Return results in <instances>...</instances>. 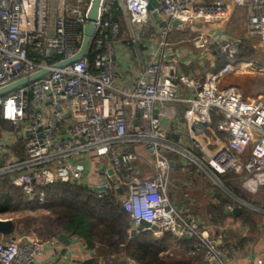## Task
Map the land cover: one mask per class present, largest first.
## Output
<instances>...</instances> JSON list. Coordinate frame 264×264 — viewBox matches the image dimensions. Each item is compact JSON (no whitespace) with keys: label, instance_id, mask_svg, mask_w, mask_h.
<instances>
[{"label":"built area","instance_id":"obj_1","mask_svg":"<svg viewBox=\"0 0 264 264\" xmlns=\"http://www.w3.org/2000/svg\"><path fill=\"white\" fill-rule=\"evenodd\" d=\"M153 1L148 10L151 0H123L124 15L119 0H103L85 55L57 68L55 64L78 51L91 0H0V88L48 71L0 96V119L23 141L22 156H16L9 135L0 131V178L8 177L29 202L43 203V188L56 182L83 185L100 199L120 195L129 214V232L145 221L149 226L140 231H149L153 238L168 234L192 239L185 254L203 252L199 264H228L225 228L213 227L171 202L172 162L176 158L182 169L197 165L220 186L219 176L234 172L241 174L244 190L255 194L264 189V93L248 97L237 85L221 86L229 73L264 75V67L240 58L241 39L224 34L230 17L225 7L203 0ZM234 2L244 11L243 37L264 44V0ZM115 4L128 20L131 41L141 42L143 30L158 38L129 85L119 79L116 44L123 32L113 19ZM173 31L183 33L193 58L211 63L221 59L220 66L202 79L180 72L176 43L168 40ZM168 104L184 107L176 140L164 124ZM214 120L222 142L211 150L204 138ZM132 147L146 153L150 176L136 170L139 153ZM235 202L246 205L238 198ZM233 209L227 206L229 212ZM226 220L234 221L231 216ZM57 244L58 236L31 239L17 235L14 227L11 234L0 235V264H33Z\"/></svg>","mask_w":264,"mask_h":264},{"label":"crops","instance_id":"obj_2","mask_svg":"<svg viewBox=\"0 0 264 264\" xmlns=\"http://www.w3.org/2000/svg\"><path fill=\"white\" fill-rule=\"evenodd\" d=\"M234 1L235 0H203V3L209 5L213 4L218 7H225L228 10V13L230 14L229 20L231 19L232 22L233 19L235 21L237 10L244 12L242 9H239L235 6ZM123 20H124V26H122L123 28L121 27V32H123L122 33L123 36L119 37L117 40L116 60L118 61L120 66L119 68L120 81H122L124 84L129 85L131 82L135 80L139 70L147 61V57H146L147 49L154 47L155 44L157 43L158 38L156 35L152 36L151 33H147L145 30H143L140 38L141 42L131 41V34L128 30L124 15H123ZM227 26L228 25L226 24L223 27V32L225 35L231 37L230 35L231 31L229 29L226 30ZM182 37H183V33L180 31H173L168 36V40L171 43H176L174 54L177 55V57L180 60V72L189 74L198 79H202L206 74V72L212 70L215 67L220 66V64L222 63L221 59H218L216 62L211 63L210 60H204L200 57L193 58V52L191 50L192 47L186 41H182ZM239 39L241 40L243 39V41L247 43L248 51L250 52L249 57L248 58L246 57L244 59L256 60L258 65L262 66L264 62L261 61V59L252 58L253 56L252 52L254 46L260 43L258 39L256 38L245 39L243 35L240 36ZM240 50H241V43L239 48V54H240ZM211 52L218 56V52H216L214 49ZM229 85H237L243 90L246 96L254 97L257 96L258 94L264 93V75L229 73L225 75L224 78L222 79L221 86L225 87ZM174 108L178 109L176 112L177 115L175 114V116L174 115L170 116L174 111ZM166 110H167V117L164 118V124L167 131L169 132V135L171 136L174 133L176 126L178 125L177 124L178 117L183 114L184 107L183 105H179V104H168ZM0 131L9 135L8 140L14 143L13 146L16 151V156H22L23 141L22 139H18L17 137L12 135V132L14 131L12 125L5 122L2 126H0ZM221 139H222V135L217 133L214 129V125H212L211 129L207 132L206 139L204 138V143H206L208 149L212 150L215 147H217L218 144H220V142H222ZM131 150L134 152L136 150L139 153V160L135 164L136 170L139 172L141 176L144 177L150 176L151 167L146 153L142 150L141 147H136V148L132 147ZM198 156L202 158L201 153H198ZM175 160L178 161L176 158ZM176 161H173L176 163V166L175 167L172 166V171L177 170L180 171L181 173H184V175H186L185 177L187 178L186 180L195 181L200 174L203 175L205 174L211 177L207 173V171L198 167L197 165L188 164L184 169H182V167L179 164H177ZM171 179H172V175H171ZM222 185L224 189H226L225 191L222 190L223 193L219 194L215 191L209 192V196H210L209 202H211V204L208 203L207 205L208 209L206 208L205 212L203 210L206 223L212 225L213 227H221L222 224H224L226 218L231 216L234 219V221H238L239 224L241 223L242 225H244L239 217L242 214L243 210H245L246 207L249 205V202L243 198L237 197L232 191H230L224 185L223 182ZM191 195L192 194L189 193L187 194L186 197H184L182 194H179L175 191L172 184L169 187V197L171 202L175 206L185 209L188 213L199 217L198 213L199 214L201 213L199 211L200 198L196 197L195 194H193L194 196ZM117 198L119 199L120 195H118ZM236 198L244 201L246 205L243 206L241 204H237V202H235ZM220 204L222 206L221 215L218 214L219 212L217 213L214 210V208L219 207ZM229 204L233 205L234 209L240 210L238 215H235L233 213L234 209L232 212H229L227 210V206ZM222 218H225V220H221ZM261 223L264 226V222L262 221ZM262 225H259L257 229L262 230L263 229ZM141 232H149V231H137L135 234ZM129 234H131V232H129ZM224 236H225L224 238L227 240V243L226 242L225 243L227 245V248L229 249V258L227 261L228 264H254V262L258 259L264 260V239H263L264 235L258 237L256 240L246 242L242 245L233 244L229 238V232L227 233V230L226 231L224 230ZM130 262L133 261L127 259H117L114 262H108L102 256H96L95 251L93 249H88L86 245L83 242H81L78 238L69 237L67 244L59 241V244L46 248L43 251L42 255L38 257L33 264H129Z\"/></svg>","mask_w":264,"mask_h":264},{"label":"trees","instance_id":"obj_3","mask_svg":"<svg viewBox=\"0 0 264 264\" xmlns=\"http://www.w3.org/2000/svg\"><path fill=\"white\" fill-rule=\"evenodd\" d=\"M111 11L113 19L121 27L124 26L120 6L115 4ZM244 43L242 39L240 58H248L250 55L247 43ZM92 56V48H90L88 57ZM215 120L213 125H215ZM4 123L0 119V126ZM219 179L235 195L248 202H256L253 198L244 195L237 186L241 174L226 173L220 175ZM43 191L45 195L43 203L29 202L21 188L14 186L8 177L0 178V216L14 215L17 218L18 215L46 212L44 217L47 219L48 229L38 235L29 232L25 237L42 239L67 234L69 237L78 238L88 249H93L96 256H102L108 262L127 259L136 264H199L203 261V252L183 255L171 260L161 257L166 250L180 253L190 251L194 242L192 239H176L168 234L156 239L150 232L129 234V214L117 197L100 199L83 185L64 182L46 186ZM214 210L221 215V204ZM239 218L245 226L253 229L257 227L252 212L243 210ZM249 241L253 239L244 237L239 239L238 243L242 245ZM225 242L227 243L226 239Z\"/></svg>","mask_w":264,"mask_h":264},{"label":"rangeland","instance_id":"obj_4","mask_svg":"<svg viewBox=\"0 0 264 264\" xmlns=\"http://www.w3.org/2000/svg\"><path fill=\"white\" fill-rule=\"evenodd\" d=\"M240 9V8H239ZM234 18V16H233ZM244 12L237 10V14L234 19L231 22V19L229 22H227V28L226 30H230L231 37L232 38H239L243 35L244 30ZM231 22V23H230ZM192 52L193 49H191ZM241 51V50H240ZM252 58L255 59H261V61L264 62V44L259 43L254 46L253 52H252ZM264 67V63L262 64ZM0 164H2V161L0 160ZM184 173H181L180 171L173 170L172 171V186L174 187L175 191L179 194H182L184 197L187 196V194H192L191 196L199 197V211L200 214H203V210L205 212L206 208L208 209V203L210 200L209 192H217V193H223L226 189H224L223 186L217 185L215 179L200 174L195 181L192 180H186ZM189 185H187V184ZM185 184V186H184ZM220 186V187H218ZM237 186L241 189L242 193L246 195L249 198H253L256 202H249V205L246 207L245 210L252 212V216L254 217V221L256 223V226L262 225V221L264 222V189H260L255 194L250 193L249 191L244 190V188L241 187V180L239 179L237 182ZM223 190V191H222ZM208 193V195H207ZM237 196V195H236ZM239 197V196H237ZM46 212H38L36 214H28V215H18L17 218H15L14 215H5L0 216V219L4 218H10L12 220L17 219L15 221V230L17 232V235H27L29 232L34 233L35 235L42 234L48 229V222L47 219L44 217V214ZM198 213V216L201 220L205 221L204 214L200 215ZM225 220V219H224ZM227 221V220H225ZM222 224V228H225V231L227 230V233L229 232V238L233 244H239L238 240L244 237H247V239L252 238L253 240H256L258 237H261L264 235V226L263 229H256L257 227L250 228L248 226H244L241 223L236 224L235 221H229ZM218 228V227H217ZM228 236V235H226ZM232 239H231V237ZM264 239V238H263ZM229 240V239H228ZM184 253V254H182ZM182 253L175 252L174 250H166L164 253L161 254V257H163L166 260H171L174 258H180L185 254V251Z\"/></svg>","mask_w":264,"mask_h":264},{"label":"water","instance_id":"obj_5","mask_svg":"<svg viewBox=\"0 0 264 264\" xmlns=\"http://www.w3.org/2000/svg\"><path fill=\"white\" fill-rule=\"evenodd\" d=\"M119 2L121 3V6H122V9L124 12L123 0H119ZM102 3H103V0H91V4H90V7H89L88 12H87V21L88 22L83 27V37H82V41H81V44H80L78 51L74 55H72L71 57L55 64L54 65L55 67L59 68V67L65 66L67 64H70L74 61L81 59L85 55V53L88 49V46H89L90 38H91L92 34L94 33V22L99 17ZM153 5H155V2L153 0H151L150 5L148 6V10H151ZM124 15H125V12H124ZM152 17L157 22L159 21L156 14L153 13ZM125 20H126V23H128V20L126 17H125ZM175 24H176V22H174V25ZM47 73H48L47 70H41V71H38L36 73L30 74L26 77H23L21 79H18V80L14 81L8 85H5V86L0 88V96L20 87L22 85L27 84L30 81H33L37 78H40L41 76L46 75ZM171 137L174 140L177 139V136L174 133L171 135ZM172 166L175 167L176 163L172 162ZM109 173H112L111 169L109 170ZM119 192H122V191L119 190ZM217 196H218V194H217ZM239 212H240L239 209H234V211H233V213L235 215H238ZM148 226H149V224L147 222L142 221L141 226L138 227L137 229H133L131 231V234L133 235L137 231H140L141 227H148ZM14 227H15V223L13 220H11V219H9V220L0 219V235L1 236H6V235L11 234L12 231L14 230ZM152 228L154 229L155 227H152ZM58 239L60 242L67 244L69 237L67 234H60V235H58ZM129 264H134V263L130 262ZM202 264H209V262L207 260H205Z\"/></svg>","mask_w":264,"mask_h":264}]
</instances>
